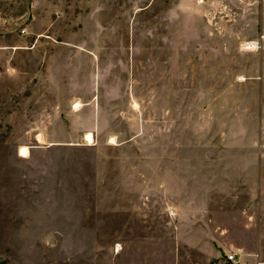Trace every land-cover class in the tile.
Masks as SVG:
<instances>
[{"label": "rangeland", "instance_id": "rangeland-1", "mask_svg": "<svg viewBox=\"0 0 264 264\" xmlns=\"http://www.w3.org/2000/svg\"><path fill=\"white\" fill-rule=\"evenodd\" d=\"M0 264H264V0H0Z\"/></svg>", "mask_w": 264, "mask_h": 264}, {"label": "bare ground", "instance_id": "bare-ground-1", "mask_svg": "<svg viewBox=\"0 0 264 264\" xmlns=\"http://www.w3.org/2000/svg\"><path fill=\"white\" fill-rule=\"evenodd\" d=\"M253 44H255V43H252L251 45H253ZM79 106V104H76V107H78ZM40 137V136H39ZM86 139L88 140V141H93V134L92 133H87V135H86ZM29 154H30V149H29V147L28 146H22L21 148H20V155L21 156H29Z\"/></svg>", "mask_w": 264, "mask_h": 264}, {"label": "built area", "instance_id": "built-area-1", "mask_svg": "<svg viewBox=\"0 0 264 264\" xmlns=\"http://www.w3.org/2000/svg\"><path fill=\"white\" fill-rule=\"evenodd\" d=\"M229 258L230 259H236L237 257V251L236 250H233L231 253L228 254Z\"/></svg>", "mask_w": 264, "mask_h": 264}]
</instances>
